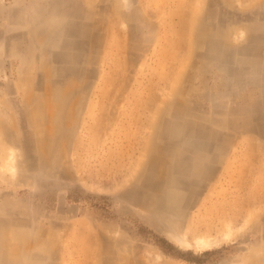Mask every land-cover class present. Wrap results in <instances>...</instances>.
I'll use <instances>...</instances> for the list:
<instances>
[{
  "label": "rangeland",
  "instance_id": "rangeland-1",
  "mask_svg": "<svg viewBox=\"0 0 264 264\" xmlns=\"http://www.w3.org/2000/svg\"><path fill=\"white\" fill-rule=\"evenodd\" d=\"M0 264H264V0H0Z\"/></svg>",
  "mask_w": 264,
  "mask_h": 264
}]
</instances>
